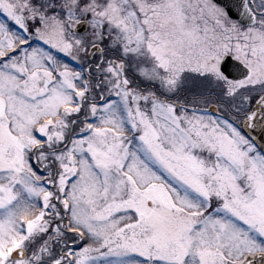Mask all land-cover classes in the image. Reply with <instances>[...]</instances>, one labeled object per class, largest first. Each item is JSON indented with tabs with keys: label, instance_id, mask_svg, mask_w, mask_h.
Wrapping results in <instances>:
<instances>
[{
	"label": "snow or ice",
	"instance_id": "snow-or-ice-1",
	"mask_svg": "<svg viewBox=\"0 0 264 264\" xmlns=\"http://www.w3.org/2000/svg\"><path fill=\"white\" fill-rule=\"evenodd\" d=\"M0 264H264V0H0Z\"/></svg>",
	"mask_w": 264,
	"mask_h": 264
}]
</instances>
